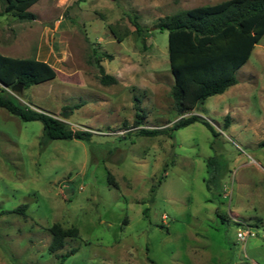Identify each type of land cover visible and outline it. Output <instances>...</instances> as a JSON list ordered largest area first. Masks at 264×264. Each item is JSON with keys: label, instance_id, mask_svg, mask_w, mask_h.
Instances as JSON below:
<instances>
[{"label": "rangeland", "instance_id": "rangeland-1", "mask_svg": "<svg viewBox=\"0 0 264 264\" xmlns=\"http://www.w3.org/2000/svg\"><path fill=\"white\" fill-rule=\"evenodd\" d=\"M222 1L39 0L34 20L0 15V52L57 72L21 101L93 132L43 145L40 121L0 108V264H264V36L234 91L182 115L218 136L201 122L139 134L181 118L160 19ZM95 53L117 83H101ZM57 222L79 236L51 253Z\"/></svg>", "mask_w": 264, "mask_h": 264}, {"label": "trees", "instance_id": "trees-1", "mask_svg": "<svg viewBox=\"0 0 264 264\" xmlns=\"http://www.w3.org/2000/svg\"><path fill=\"white\" fill-rule=\"evenodd\" d=\"M0 15L11 14L20 21L37 18L31 7L39 0H0ZM85 1V0H80ZM137 31L142 29L135 17H131ZM159 29L167 30L170 69L174 78L171 96L181 118L170 128H141L139 134L156 136L186 127L194 122L203 123L214 136L219 132L203 116L193 113L211 96L222 94L237 84V72L245 65L255 46L264 36V0H225L216 4L202 5L162 17ZM109 59L114 56L104 52ZM95 64L99 69L100 81L104 85L117 83L116 76L107 73L102 57L95 53ZM57 77L55 68L48 62L35 57H13L0 52V108L23 121L37 120L43 124L41 144L55 139L90 140L93 132L73 129L61 118L39 111L20 99L12 91L18 83L27 89L35 84L51 81ZM78 107V105L76 106ZM140 110V108H138ZM140 119L144 115L137 113ZM228 126L229 117L226 118ZM141 124V120H136ZM165 175L166 167L163 169ZM161 182V181H160ZM27 204L11 211L26 215ZM52 240L49 251L55 253L65 247L69 238L79 236L77 227L65 228L61 223L50 227ZM72 249L64 255L75 253ZM151 262H154L150 259Z\"/></svg>", "mask_w": 264, "mask_h": 264}, {"label": "water", "instance_id": "water-1", "mask_svg": "<svg viewBox=\"0 0 264 264\" xmlns=\"http://www.w3.org/2000/svg\"><path fill=\"white\" fill-rule=\"evenodd\" d=\"M23 90H24V85L21 84V83L16 84V85L13 86V88H12V91H15V92H17V93H22ZM63 116H64V117H67V116H68V113H67V112H64V113H63Z\"/></svg>", "mask_w": 264, "mask_h": 264}, {"label": "crops", "instance_id": "crops-1", "mask_svg": "<svg viewBox=\"0 0 264 264\" xmlns=\"http://www.w3.org/2000/svg\"><path fill=\"white\" fill-rule=\"evenodd\" d=\"M237 84H238V83H237ZM237 84L228 87V88L225 90V92H227V90H229V91H230V90H233V91H234V88H236V87H234V86H236ZM233 91H232V92H233ZM225 92H224V93H225ZM224 93H222V94H224ZM218 95H221V94H218ZM206 100H207V99H206Z\"/></svg>", "mask_w": 264, "mask_h": 264}, {"label": "built area", "instance_id": "built-area-1", "mask_svg": "<svg viewBox=\"0 0 264 264\" xmlns=\"http://www.w3.org/2000/svg\"><path fill=\"white\" fill-rule=\"evenodd\" d=\"M238 236L240 238H245L246 237V234L244 232H242V231H239Z\"/></svg>", "mask_w": 264, "mask_h": 264}]
</instances>
